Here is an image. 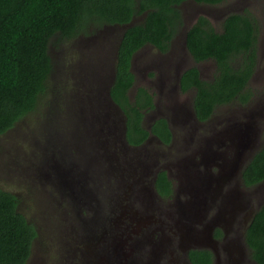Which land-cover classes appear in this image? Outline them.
I'll return each mask as SVG.
<instances>
[{
  "label": "rangeland",
  "instance_id": "obj_1",
  "mask_svg": "<svg viewBox=\"0 0 264 264\" xmlns=\"http://www.w3.org/2000/svg\"><path fill=\"white\" fill-rule=\"evenodd\" d=\"M181 7L184 12L181 34L170 49L161 52L147 44L134 54L132 62L136 83L130 90V98L142 85L154 93L156 106L145 110L144 125L151 130L155 120L167 118L173 130L171 143L151 134L136 147L139 149L132 150L126 146L121 114L112 109L110 119L105 116L108 106L113 107L111 103L104 105L103 96L107 98L113 76L121 27H103L95 33L89 29L70 40L53 38L49 51L54 69L39 110L0 136V186L18 195L19 210L38 230L26 264H78L82 258L80 250L76 255L70 250L75 246L74 239L81 237L96 239L104 235L107 247L120 237L129 246V239L133 240L131 228L123 225V233L115 229L120 211L129 218L119 221H131L133 229L151 215L155 218L162 215L170 224L171 217L158 210L167 209L173 216H180L175 212L176 201L196 200L190 192L193 181L197 183L203 177L207 185L209 178L218 177L217 173H228L230 164L237 160L236 149H240L243 160L245 154L260 148L264 140V0H226L219 5L190 0ZM246 9L256 17L259 29L258 67L250 82L254 97L248 105L238 102L223 105L210 119L200 121L193 111L194 90L182 93L178 78L184 70L196 65L203 78L212 79L216 65L211 60L197 63L193 59L185 42L186 31L201 15L221 29L227 14ZM142 20L138 16L135 21ZM71 126L75 127L74 132ZM242 132L252 139L249 148L248 143L243 144L246 137ZM234 133L239 138L237 142L230 140ZM96 138L101 144H96ZM140 149L143 154L138 152ZM159 169L167 170L174 196H179L162 199L150 190L147 201L141 202L136 197L133 204L128 196L132 197L135 184L128 188L124 182L130 184L132 175L141 177L149 187ZM59 172L60 179L66 181L62 188L54 179ZM76 177H80L79 182H75ZM230 187L236 188L235 182ZM255 190V187L244 189L243 199H250ZM67 194L74 206L63 200ZM251 200L255 202L256 198ZM187 219H182L183 224L193 226ZM157 224H151L148 231ZM105 245L93 248L90 263L88 256L83 255L82 264H93L94 259L97 264L100 255L106 260L102 253ZM146 259L138 252L126 259L125 264H142Z\"/></svg>",
  "mask_w": 264,
  "mask_h": 264
},
{
  "label": "trees",
  "instance_id": "obj_2",
  "mask_svg": "<svg viewBox=\"0 0 264 264\" xmlns=\"http://www.w3.org/2000/svg\"><path fill=\"white\" fill-rule=\"evenodd\" d=\"M187 1L0 0V136L39 110L54 69L49 51L53 38L70 40L89 29L95 33L143 15V21L121 37L111 95L126 117L130 144L141 145L151 134L171 143L173 130L167 118H158L151 130L144 125L145 110L156 106L154 93L142 85L130 98L136 83L131 66L134 54L147 44L161 52L170 49L184 21L180 6ZM194 1L219 5L226 0ZM258 30L249 9L228 14L221 30L203 15L188 29L187 47L193 59L197 63L211 60L216 65L212 79L203 78L196 65L179 78L182 93L194 90L193 111L198 120L210 119L223 105L252 101L250 82L258 67ZM69 128L75 131V127ZM243 181L247 186L264 181V140L244 168ZM155 186L161 196H174L167 170L158 173ZM19 204L17 194L0 186V264H26L38 237L36 226L19 210ZM247 241L253 257L264 264V205L249 225ZM190 259L193 264H211L212 253L192 250Z\"/></svg>",
  "mask_w": 264,
  "mask_h": 264
},
{
  "label": "flooded vegetation",
  "instance_id": "obj_3",
  "mask_svg": "<svg viewBox=\"0 0 264 264\" xmlns=\"http://www.w3.org/2000/svg\"><path fill=\"white\" fill-rule=\"evenodd\" d=\"M188 29L185 35L186 44ZM131 70L133 71L132 66ZM242 135H245V133L242 132ZM230 140L231 142L234 140L237 142L239 138L235 134ZM251 144L248 146L246 145L247 148H249ZM137 146L139 145H133L131 149H139L136 148ZM236 151L237 160L230 164L229 171L226 175H224L223 172L217 173L218 177L209 178L210 182L207 183V185L203 182V177H200L197 183H193V187H191L193 189L190 188V192L196 197V200L188 199L182 202L179 199L176 201L177 210L175 212L180 216H173V214H170L172 212H169L167 209H165V211L163 210L164 212L161 209L158 210L159 213L161 212L171 217L172 222L170 224L162 215L160 218H155L151 215L148 219L143 218L141 220L140 227H135V229H133V223L131 221L126 223L125 221V219L127 220L129 218V215H126L124 211H120L115 222V229L119 233H123L125 229L123 225L128 226L131 228L129 231L132 234L133 240L129 239V246L126 245L127 240H123V249L114 250L116 256L129 259L132 255H137L138 252H140L147 258L142 264H193L190 259V252L192 250L197 252L209 250L212 253L211 264H261L253 257V251L247 241V231L256 213L264 205V181H260L251 186L245 185L243 181V170L257 150L254 151L253 149L248 155L243 154L246 156L243 160L241 159L240 149L238 148ZM138 152L143 154L142 149ZM154 162L155 164L158 163L157 160ZM161 170L159 169L154 173L153 181L149 183V187L143 184L141 177H133L132 175L129 176V180L131 178L130 184L124 182V186H128V188L131 187V184H135L132 197L128 196L133 204L136 202V197L143 202L144 200H148L147 196L150 194V190L157 192L155 182L158 177V172ZM148 174L152 175L151 172ZM233 182H235L236 188L230 187ZM198 184L199 186H195ZM226 184L230 186L224 188ZM251 187H255L256 190L251 194L250 199L246 201L243 199L245 197L244 189ZM124 192H126V189ZM177 196L179 195L177 194L170 198H176ZM158 197L170 199L160 194ZM252 197L256 198L255 202L251 200ZM63 200H66L67 204L70 202L73 206L75 205L74 201L68 195ZM114 205L115 204H112L111 207L113 208ZM152 208L159 209L160 207L152 205ZM120 218H125L123 220L124 223L119 221ZM131 218L133 219V216ZM183 218H188L187 220L190 218L189 221L192 222L193 226L184 225L182 222ZM153 223L159 224L148 231V227ZM183 230L191 234V240L187 243L184 241L183 243L181 242ZM147 231L149 235H146ZM207 238L208 240L206 243L205 239ZM104 241L105 237H102L96 242V245L101 243V248L104 246ZM74 244L75 246L70 251L76 255L78 250H80L82 258L83 255L86 254L88 256V262L90 263L92 258L86 253V239L82 237L76 238L74 239ZM111 250H113V245L109 246L106 250V252H110L108 254L109 256L113 254ZM170 256L173 257L172 260L169 259ZM99 257L101 259L99 258L97 264H105L106 260H103L104 258L101 257V255ZM82 258L81 262L78 264H82ZM95 261L94 259V263Z\"/></svg>",
  "mask_w": 264,
  "mask_h": 264
},
{
  "label": "water",
  "instance_id": "obj_4",
  "mask_svg": "<svg viewBox=\"0 0 264 264\" xmlns=\"http://www.w3.org/2000/svg\"><path fill=\"white\" fill-rule=\"evenodd\" d=\"M135 24V21L134 20H132L131 22H129V23H127V24H123L122 26H121V28H122V32L123 31H125V30H127L129 27H132L133 25ZM117 51H118V49L116 50V54H115V56H117ZM115 67H114V69H113V76H112V79H111V82H110V85H109V87H108V90H107V98L104 96V101H105V103L106 104H109V103H111L112 104V106L113 107H111V106H108V108H109V110H107L105 113H107V114H105V116L107 117V118H109L110 119V114H111V110L112 109H116L117 110V112L118 113H120L121 114V126L123 127V136H124V138H125V142H126V146L127 147H129V146H132L130 143H129V141L127 140V136H126V132H127V125H126V117H125V115H124V113H123V110L121 109V107L113 100V98H112V95H111V86H112V84L114 83V81H115ZM180 76H181V74L179 75V78H180ZM178 78V79H179ZM179 85V84H178ZM107 121V120H106ZM108 122V121H107ZM234 131H236L235 130V128H234ZM154 136H156V135H154ZM246 138H243L242 140H243V144L244 145H246L247 143L248 144H251L252 143V139L251 138H248V136H249V134L247 133V134H245L244 135ZM157 137V136H156ZM98 139L99 138H96V140H95V142H96V144H101V142L99 141L98 142ZM97 147H99V145H97ZM52 175V174H51ZM60 175L62 176V174H60V172L59 173H56V174H54V179H55V182H56V184H57V186L58 187H60V188H62L63 186H64V183L66 184V181L65 180H62V179H60ZM78 178V179H77ZM58 179H60L59 180V182L57 181ZM79 179H80V177H76V179H75V182H79ZM191 187H193V185H191ZM152 192H154L153 190L151 191V193ZM150 193V194H151ZM155 193V195H159V193H157V192H154ZM182 239H181V242L183 243V241L185 242V243H187L188 241H190L191 240V234H188V233H186L185 232V230H183V233H182ZM102 237H105V236H102ZM102 237H99V238H96V239H93V238H91V239H86V253L91 257L92 256V250H93V248H100V246H101V243H99V244H97L96 245V242L97 241H99ZM206 240V243H207V240H208V238L207 239H205ZM92 241H95V242H92ZM123 238H120V237H118L117 239H116V241L112 244L113 245V250H111V252L113 253V254H111V256H109L108 254L110 253H108V252H106V250L108 249V247L105 245V247L103 248V251H102V253H105V258H106V262H105V264H125V262H126V258L125 257H119V256H116V252L114 251V250H122L123 248ZM112 245H110V246H112ZM114 251V252H113Z\"/></svg>",
  "mask_w": 264,
  "mask_h": 264
},
{
  "label": "clouds",
  "instance_id": "obj_5",
  "mask_svg": "<svg viewBox=\"0 0 264 264\" xmlns=\"http://www.w3.org/2000/svg\"><path fill=\"white\" fill-rule=\"evenodd\" d=\"M136 18L137 17H135L133 20L135 21L136 20ZM142 18H144V16L142 15ZM143 21V20H142ZM136 23H138V22H136L135 21V24ZM134 24V25H135ZM122 25H116V26H114V27H121ZM125 31H123V32H121L122 34H120L121 36L119 37V44H120V41H121V37H122V35H123V33H124ZM119 44H118V46L117 47H115V53L114 54H116V50L119 48ZM117 54H118V51H117ZM116 60H117V56H115V64H116ZM114 64V67H115V74H116V65ZM115 78H116V75H115ZM113 85V84H112ZM111 88H112V86H111ZM180 88V87H179ZM98 100H100V97L98 98ZM97 100V101H98ZM103 102H104V105L106 104L105 103V101H104V96H103ZM119 105V104H118ZM122 109V108H121ZM112 113V112H111ZM156 121V120H155ZM132 145V144H131ZM133 146V145H132ZM132 146H129L130 148L132 147ZM56 183V182H55ZM193 183H194V181H193ZM57 185V184H56ZM156 188V187H155ZM157 190V189H156ZM158 192V191H157ZM68 195V194H67Z\"/></svg>",
  "mask_w": 264,
  "mask_h": 264
}]
</instances>
